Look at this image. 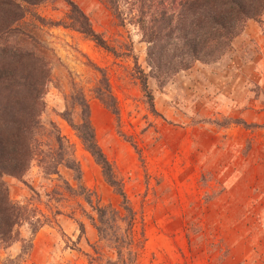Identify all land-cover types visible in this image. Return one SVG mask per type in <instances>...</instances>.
<instances>
[{
	"label": "rangeland",
	"instance_id": "rangeland-1",
	"mask_svg": "<svg viewBox=\"0 0 264 264\" xmlns=\"http://www.w3.org/2000/svg\"><path fill=\"white\" fill-rule=\"evenodd\" d=\"M71 1L115 53L55 25L67 11L62 0L36 5L35 15L18 23L50 67L38 141L54 144L53 123L92 202L118 204L62 116L72 87L81 89L95 141L135 214L133 264H264V13L245 21L217 60L195 61L159 81L148 74L146 45L129 5L117 1L126 13L121 23L101 0ZM97 69L115 98L117 119L92 93ZM139 70L146 75L153 111ZM71 116L75 122V108ZM3 181L10 200L48 221L34 233L26 223L17 226V240L0 245V264H103L115 258L98 240L85 215L92 211L65 167L47 176L32 162L22 177Z\"/></svg>",
	"mask_w": 264,
	"mask_h": 264
},
{
	"label": "trees",
	"instance_id": "trees-1",
	"mask_svg": "<svg viewBox=\"0 0 264 264\" xmlns=\"http://www.w3.org/2000/svg\"><path fill=\"white\" fill-rule=\"evenodd\" d=\"M46 1L55 0H0V245L6 247L17 240L16 227L22 223H26L30 233H34L48 221L42 214L35 215L34 208L10 200L3 177H22L32 162L47 176L57 174L58 166L62 165L70 171L76 182L77 194L83 197L92 211V214L85 215L96 230L98 240L104 241L114 253L115 258L106 259L103 264H133L135 254L131 245L134 242L135 214L120 181L95 141L89 107L81 89L72 87L62 116L100 167L105 181L118 195V204L92 202L93 193L82 186L78 163L68 155L53 123V145H43L36 138L42 127L40 115L45 108L43 95L50 82V67L48 61L30 46L29 41H33L30 35L23 33L17 25L26 15L34 16L32 8ZM62 1L67 5V11L64 19L55 25L75 30L103 49L115 53L105 39L93 30L87 16L74 2ZM101 1L122 23L121 16L126 13L119 11V0ZM122 1L135 11V23L146 45L148 74L159 81L187 69L195 61L209 63L217 60L229 48L245 21L256 20L264 13V0ZM132 10L128 11L132 13ZM19 35L24 36L26 41H20ZM98 72L100 77L92 93L117 119L115 98L103 72ZM138 74L148 109L153 111L146 75L142 70ZM74 108L75 122L71 116ZM66 188L71 190L69 185ZM78 225L81 226L80 223Z\"/></svg>",
	"mask_w": 264,
	"mask_h": 264
}]
</instances>
